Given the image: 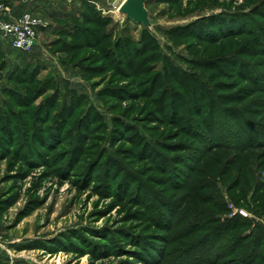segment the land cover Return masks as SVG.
Instances as JSON below:
<instances>
[{
    "label": "rangeland",
    "instance_id": "obj_1",
    "mask_svg": "<svg viewBox=\"0 0 264 264\" xmlns=\"http://www.w3.org/2000/svg\"><path fill=\"white\" fill-rule=\"evenodd\" d=\"M53 2L0 38V264H264V0Z\"/></svg>",
    "mask_w": 264,
    "mask_h": 264
},
{
    "label": "built area",
    "instance_id": "obj_2",
    "mask_svg": "<svg viewBox=\"0 0 264 264\" xmlns=\"http://www.w3.org/2000/svg\"><path fill=\"white\" fill-rule=\"evenodd\" d=\"M13 1L31 5L37 0ZM43 25V19L28 9H24L20 13L15 14L8 5L0 4V37L8 40L15 50L22 53L32 51L36 46L39 28Z\"/></svg>",
    "mask_w": 264,
    "mask_h": 264
},
{
    "label": "water",
    "instance_id": "obj_3",
    "mask_svg": "<svg viewBox=\"0 0 264 264\" xmlns=\"http://www.w3.org/2000/svg\"><path fill=\"white\" fill-rule=\"evenodd\" d=\"M146 0H124L119 12L125 14L128 19L146 27L150 26L148 11L145 8Z\"/></svg>",
    "mask_w": 264,
    "mask_h": 264
},
{
    "label": "trees",
    "instance_id": "obj_4",
    "mask_svg": "<svg viewBox=\"0 0 264 264\" xmlns=\"http://www.w3.org/2000/svg\"><path fill=\"white\" fill-rule=\"evenodd\" d=\"M146 27V26H145ZM140 53V52H139ZM138 53V54H139ZM156 61H153V63H155ZM152 63V61L150 60V62H149V64H151ZM182 73V72H181ZM182 75H183V79H178V82H179V84L181 85V87H183V88H185L186 90H187V93H188V95L189 94H191V88H190V85H193V87H194V90H196V87H199V88H204L203 87V85H202V83H201V80H199V79H194V82H193V84H192V82L191 81H189V79H190V77L191 76H187L185 73H182ZM186 79H188V81H186ZM167 90V89H166ZM185 90V91H186ZM204 91V89L202 90V92ZM168 92V91H167ZM165 94H167V93H165ZM206 96V95H205ZM209 99H211V96H210V94L207 96ZM190 112H192V111H189V113ZM203 113V109H201V110H199V111H196L195 113H192L193 115H200V114H202ZM162 114H163V110H162ZM176 114H177V112H176ZM191 129H193V127H191L190 125H189V132L191 133L192 131H191ZM212 129V128H211ZM184 131H185V129H184ZM193 133H195L196 134V131L195 132H193ZM236 137H238V135H235ZM249 146H251L252 147V145H246L245 146V150H247V147H249ZM224 147V146H223ZM238 147V146H237ZM234 147V150H237V149H243V147L241 148V147ZM243 225V224H242ZM262 244V243H261ZM255 252H257V250L256 251H254V253ZM257 254V253H256Z\"/></svg>",
    "mask_w": 264,
    "mask_h": 264
},
{
    "label": "crops",
    "instance_id": "obj_5",
    "mask_svg": "<svg viewBox=\"0 0 264 264\" xmlns=\"http://www.w3.org/2000/svg\"><path fill=\"white\" fill-rule=\"evenodd\" d=\"M54 2L53 0H37L36 2L32 3L31 5H25V4H20V3H16L15 8L13 9L15 14L20 13L22 10L24 9H28L29 11H31L34 14H40V12H43L47 9L48 6L53 5ZM8 46L12 47L10 42L6 39H3L2 37H0ZM0 39V42H2V40Z\"/></svg>",
    "mask_w": 264,
    "mask_h": 264
}]
</instances>
